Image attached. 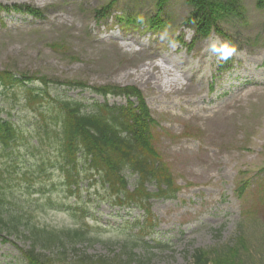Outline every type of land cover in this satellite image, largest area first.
Masks as SVG:
<instances>
[{"label":"rangeland","instance_id":"1","mask_svg":"<svg viewBox=\"0 0 264 264\" xmlns=\"http://www.w3.org/2000/svg\"><path fill=\"white\" fill-rule=\"evenodd\" d=\"M111 1L0 0V71L47 78L50 94L81 100L87 111L95 102L127 104L125 96H103L94 87H138L158 121L155 145L180 191L173 198L150 200L158 225L149 243L157 238L165 247L137 252H145L152 264H189L196 249L234 246L241 235L243 264H264V9L257 0H240L241 14L217 21L229 39L215 31L205 38L185 22L191 12L185 0L168 1L163 27L157 30L148 27L157 0H116L105 16L99 15L97 10ZM15 4L19 11L13 10ZM27 6L41 16L29 15ZM133 14L140 23L125 22ZM224 43L230 46L224 52L231 50L226 60L210 51L213 44L219 48ZM155 52L167 58V66L193 75L191 81L183 79L187 85L182 91L168 92L167 78L157 85L145 74V63ZM70 82L87 88L66 84ZM27 85L43 88L39 80ZM25 87L0 84L2 116L18 122L27 136L13 151L0 147L4 209L39 225L73 227L79 220L71 206L82 205L64 191L57 149L48 143L40 149L22 145L47 116V100L26 102ZM227 112L233 113L230 119L224 116ZM126 172L134 189L137 175ZM91 181L83 177L81 184L95 239L78 247L107 254L119 250L134 232L132 223L145 213L138 207L113 206L102 186ZM244 182L245 193L239 197ZM125 220L130 225L122 227ZM28 247V240L0 230V264H24L20 249Z\"/></svg>","mask_w":264,"mask_h":264},{"label":"trees","instance_id":"2","mask_svg":"<svg viewBox=\"0 0 264 264\" xmlns=\"http://www.w3.org/2000/svg\"><path fill=\"white\" fill-rule=\"evenodd\" d=\"M115 1L112 0L107 6L97 10V13L105 16ZM168 1H156L158 8L148 20L151 30L163 27L162 12ZM185 1L191 8L185 22L194 24L197 34L207 38L215 31L229 39L219 28L217 21L222 17L241 14L240 0ZM257 6L264 9V0H257ZM19 9L16 4L13 6L15 11ZM26 10L29 15L41 16L38 9L27 6ZM117 17L124 20L123 15ZM138 17L139 15H129L125 22L140 23L141 19ZM177 39L182 42L179 37ZM35 80H39L43 88L35 89L27 85ZM50 82L41 76L0 71V84L4 88L27 86L26 102L38 98L47 100V116L42 117L39 125L34 127V132H30L28 144L22 145L40 149L48 143L57 149L64 191L75 196L77 203L82 205L71 206L72 214L79 221L73 227L61 228L24 221L18 211L4 209L6 196L3 189H0V230L29 241L28 248L20 249L24 264H152L145 252H137V248L148 252L155 247H165L157 238H153L155 244L149 243L158 225L150 208V199L173 198L180 186L176 184L169 164L155 145L158 121L153 118L142 91L135 85L94 87L93 90L103 96H125L127 104L95 102L87 111V104L81 100L50 94ZM66 84L87 88L82 82ZM3 111L0 108V147L13 151L19 142L27 139L26 130L12 118L3 117ZM10 114L11 112L7 116ZM184 135L190 136V133L185 131ZM128 170L137 175L134 189L129 188ZM83 177L88 181L92 180V184L102 186L103 192L108 196L106 198L113 206L138 207L145 213L142 220L136 219L132 223L136 230L127 234L119 250H111L107 254H91L78 247L90 244L95 239L91 237L87 222L90 206H84L85 200L82 197L85 189L81 184ZM149 183L156 190H149ZM246 186L247 182L240 186L239 197H243ZM125 225H130L127 220L121 226ZM244 242L245 239L239 235L234 246L211 250L198 248L193 252V261L189 264H243L240 247Z\"/></svg>","mask_w":264,"mask_h":264},{"label":"bare ground","instance_id":"3","mask_svg":"<svg viewBox=\"0 0 264 264\" xmlns=\"http://www.w3.org/2000/svg\"><path fill=\"white\" fill-rule=\"evenodd\" d=\"M151 61L148 63H145V67L143 71L146 75H148V78L154 79L155 84L162 85L165 79L167 78V86L169 89L168 92L172 93H178L184 89V87L187 85V83L184 82V78L193 79L192 77H188L183 73L178 66H167L169 64V61L165 56L161 55L158 52L152 53ZM158 59L159 61L153 60ZM180 71V74H179ZM201 83L200 81L198 82ZM228 113V112H227ZM225 113L224 116L227 117V119H230L233 116V113ZM229 123V120H228Z\"/></svg>","mask_w":264,"mask_h":264},{"label":"clouds","instance_id":"4","mask_svg":"<svg viewBox=\"0 0 264 264\" xmlns=\"http://www.w3.org/2000/svg\"><path fill=\"white\" fill-rule=\"evenodd\" d=\"M225 49H230V46L227 43L222 44L219 48L213 44V46L210 48V51L213 52H220V59H227L231 55V50H229L227 53L224 52Z\"/></svg>","mask_w":264,"mask_h":264}]
</instances>
